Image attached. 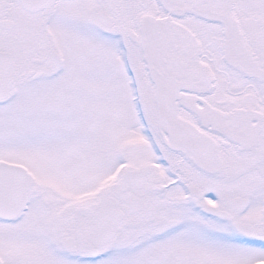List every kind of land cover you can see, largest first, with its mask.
Listing matches in <instances>:
<instances>
[{
    "label": "snow or ice",
    "instance_id": "snow-or-ice-1",
    "mask_svg": "<svg viewBox=\"0 0 264 264\" xmlns=\"http://www.w3.org/2000/svg\"><path fill=\"white\" fill-rule=\"evenodd\" d=\"M0 264H264V0H0Z\"/></svg>",
    "mask_w": 264,
    "mask_h": 264
}]
</instances>
